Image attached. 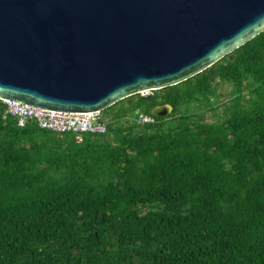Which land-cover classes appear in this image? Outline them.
Segmentation results:
<instances>
[{"label": "trees", "instance_id": "trees-1", "mask_svg": "<svg viewBox=\"0 0 264 264\" xmlns=\"http://www.w3.org/2000/svg\"><path fill=\"white\" fill-rule=\"evenodd\" d=\"M101 113L106 133L77 142L19 126L0 99V264H264V28Z\"/></svg>", "mask_w": 264, "mask_h": 264}, {"label": "water", "instance_id": "water-1", "mask_svg": "<svg viewBox=\"0 0 264 264\" xmlns=\"http://www.w3.org/2000/svg\"><path fill=\"white\" fill-rule=\"evenodd\" d=\"M264 28V0H0V99L103 110L208 68ZM151 113L166 116L162 104Z\"/></svg>", "mask_w": 264, "mask_h": 264}, {"label": "built area", "instance_id": "built-area-1", "mask_svg": "<svg viewBox=\"0 0 264 264\" xmlns=\"http://www.w3.org/2000/svg\"><path fill=\"white\" fill-rule=\"evenodd\" d=\"M150 91L140 94L146 95ZM6 105V112L13 117L19 126H24L28 121H35L39 127L58 132H73L75 140L81 142L84 133L105 134L106 122L101 110L89 112L56 111L32 105L1 99ZM153 116L139 113L135 122L139 125L152 123Z\"/></svg>", "mask_w": 264, "mask_h": 264}, {"label": "rangeland", "instance_id": "rangeland-1", "mask_svg": "<svg viewBox=\"0 0 264 264\" xmlns=\"http://www.w3.org/2000/svg\"><path fill=\"white\" fill-rule=\"evenodd\" d=\"M215 86L217 89V95H219L218 101L220 102L222 100H227L229 98V94L232 89L231 84L226 82H217ZM187 109L190 110L189 107L182 106L179 108L178 112H184ZM195 109H196L195 106H192V110ZM203 118L208 122L216 123V121L221 119V109L216 111H206L203 113Z\"/></svg>", "mask_w": 264, "mask_h": 264}, {"label": "crops", "instance_id": "crops-1", "mask_svg": "<svg viewBox=\"0 0 264 264\" xmlns=\"http://www.w3.org/2000/svg\"><path fill=\"white\" fill-rule=\"evenodd\" d=\"M161 106H162V108H160V111H161V110L163 109V107H164L163 105H161Z\"/></svg>", "mask_w": 264, "mask_h": 264}]
</instances>
